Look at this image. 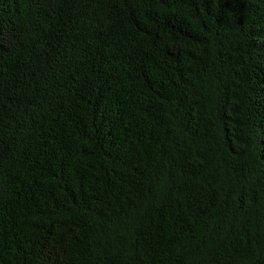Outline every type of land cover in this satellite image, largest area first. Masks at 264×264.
<instances>
[{
    "label": "trees",
    "instance_id": "16d2710c",
    "mask_svg": "<svg viewBox=\"0 0 264 264\" xmlns=\"http://www.w3.org/2000/svg\"><path fill=\"white\" fill-rule=\"evenodd\" d=\"M0 264H264V0H0Z\"/></svg>",
    "mask_w": 264,
    "mask_h": 264
}]
</instances>
